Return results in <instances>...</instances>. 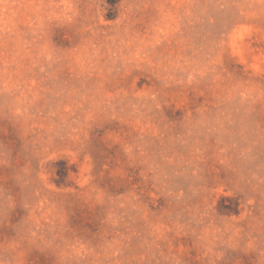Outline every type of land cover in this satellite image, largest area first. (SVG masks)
<instances>
[{
	"label": "rangeland",
	"instance_id": "1",
	"mask_svg": "<svg viewBox=\"0 0 264 264\" xmlns=\"http://www.w3.org/2000/svg\"><path fill=\"white\" fill-rule=\"evenodd\" d=\"M0 264H264V0H0Z\"/></svg>",
	"mask_w": 264,
	"mask_h": 264
},
{
	"label": "trees",
	"instance_id": "2",
	"mask_svg": "<svg viewBox=\"0 0 264 264\" xmlns=\"http://www.w3.org/2000/svg\"><path fill=\"white\" fill-rule=\"evenodd\" d=\"M107 3L111 6L115 5L119 0H106Z\"/></svg>",
	"mask_w": 264,
	"mask_h": 264
}]
</instances>
